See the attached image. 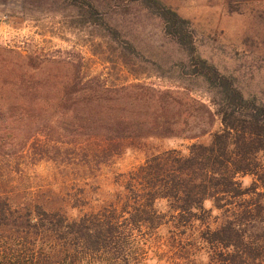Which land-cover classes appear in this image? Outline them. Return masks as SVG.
Listing matches in <instances>:
<instances>
[{
	"label": "trees",
	"instance_id": "obj_1",
	"mask_svg": "<svg viewBox=\"0 0 264 264\" xmlns=\"http://www.w3.org/2000/svg\"><path fill=\"white\" fill-rule=\"evenodd\" d=\"M58 4L73 9L76 22L99 30L104 44L115 48L134 75L133 66L142 68L147 58L120 19H128L135 9L158 19L164 45L169 43L176 52L157 53L151 63L155 74L179 82L185 91L207 93L215 111L197 102L219 117L222 127L209 143H193L188 154L178 149L151 154L123 175L120 190L109 202L87 209L86 199L80 200L85 204L74 201V208H82L76 216L48 207L34 191L18 190V184L12 187L16 194L4 192L6 183L0 179V264H143L166 229L178 244L185 240L203 250L208 264H264V101L247 93L234 73L203 55L197 28L164 0ZM34 77L22 71V84L11 90L13 97L0 100V125L6 120L31 133L25 140L15 136L18 153L33 136L55 125L43 123L46 114L61 130L96 140L100 146L94 155L102 162L119 154L127 138L173 131V123L161 121V115L151 122L132 117V108L122 107V99L110 109L105 96L133 86L109 88L99 80L90 84L77 71L63 84L56 106L41 99L39 84L28 86ZM139 86L158 96L161 106L165 91ZM4 88L8 90L1 87L2 95ZM136 104L131 102L132 107ZM245 177H251L249 184Z\"/></svg>",
	"mask_w": 264,
	"mask_h": 264
},
{
	"label": "rangeland",
	"instance_id": "obj_2",
	"mask_svg": "<svg viewBox=\"0 0 264 264\" xmlns=\"http://www.w3.org/2000/svg\"><path fill=\"white\" fill-rule=\"evenodd\" d=\"M164 1L192 21L203 55L234 73L247 93L264 101V0ZM133 12L120 21L147 58L142 68L133 66L135 75L117 57L115 48L104 44L99 30L76 22L73 9L59 5L58 0H0V100L13 97L11 90L22 84L20 74L27 70L36 75L28 86L39 84L41 99L57 106L63 84L80 71L83 82L90 84L99 80L109 88L133 86L106 95L110 109L122 99L121 106L132 108L134 118L151 122L161 115V121L173 123L170 134H144L123 140L120 153L102 162L94 155L100 146L96 140L87 134L61 130L49 114L43 123L55 125L33 136L25 151L18 153L20 143L15 144V136L25 140L31 133L4 120L0 125V179L6 183L2 191L13 193L12 187L18 184V190L34 191L38 201L48 207L62 208L76 216L82 208H74V201L85 204L80 200L86 199L87 209L109 202L120 190L118 181L123 175L144 164L151 154L168 149L188 154L193 143H209L212 134L221 129L219 117L197 102L215 111L207 93L185 91L179 82L155 74L151 63L157 53L176 51L169 43L164 45L158 19L143 10ZM139 84L165 91L161 106L159 97ZM4 86L11 88H4L2 95ZM131 102L137 104L132 107ZM244 180L249 184L251 177ZM206 206L211 208L212 203L208 201ZM171 236L167 229L162 231L157 237L160 242L148 249L149 258L142 263L208 264L203 250L185 240L178 244Z\"/></svg>",
	"mask_w": 264,
	"mask_h": 264
}]
</instances>
